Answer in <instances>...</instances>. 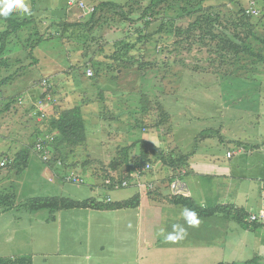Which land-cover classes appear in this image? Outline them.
<instances>
[{
  "label": "rangeland",
  "instance_id": "rangeland-1",
  "mask_svg": "<svg viewBox=\"0 0 264 264\" xmlns=\"http://www.w3.org/2000/svg\"><path fill=\"white\" fill-rule=\"evenodd\" d=\"M149 1L25 0L32 14L21 13L18 19L34 24L10 40L0 59V193H13L15 205L54 196L76 201L113 199L114 193L104 189V169L113 166L111 160L121 147L132 144L135 147L129 152L130 166L138 168L139 142L146 139L150 140L146 147V165L150 168L145 165L132 173L128 186L120 191L131 194L130 197L139 194L164 198L162 187L172 184V188L174 183H178V191L184 187L179 182L187 173L189 158L176 169L169 165L182 155H191L195 143H203L205 139L196 136L199 127H211L216 135L208 138V144L215 146L222 144L220 140L224 138L217 121H264V74L245 76L239 70L247 65L245 59L235 60L200 30L189 37L173 34L174 26L186 29L195 19L208 14L215 19L213 28L217 31L226 29L225 34H241V28L234 29V21L239 9H247L245 0H171L157 15L140 20ZM103 2L123 6L133 20L123 22L112 12H104L88 23L94 8ZM253 3L257 15H246L264 37V0ZM63 23L80 27L71 28L62 36L57 25ZM3 27L0 20V29ZM35 31L43 40L30 56L27 40L30 35L33 39ZM141 36L146 38L137 43ZM80 104L87 105L84 115L88 125L91 121H114L109 129L113 139L107 142L113 154L108 158L111 151L101 150L108 165L91 160L100 151L98 145L90 144L88 137L76 151L91 162L73 168L74 175L62 176L66 162L59 155L65 151L55 148L46 121ZM101 137L105 145L106 136ZM231 149L237 151L238 146L234 144ZM21 151L29 153L27 168L23 170L19 161L13 162ZM260 162L261 159L254 161V166ZM76 176L84 184H75ZM58 177L56 181L51 179ZM9 211L24 217L43 214V219L50 222L47 211L6 212ZM13 225L0 217V245L8 244L5 236L12 233L9 230ZM127 230L131 232L130 225ZM131 240L127 246L133 249ZM134 254L137 258L138 252Z\"/></svg>",
  "mask_w": 264,
  "mask_h": 264
},
{
  "label": "crops",
  "instance_id": "crops-1",
  "mask_svg": "<svg viewBox=\"0 0 264 264\" xmlns=\"http://www.w3.org/2000/svg\"><path fill=\"white\" fill-rule=\"evenodd\" d=\"M245 2L246 10L255 8L253 0L249 4L248 0ZM79 107L84 115L87 105L80 104ZM84 120L88 125L85 115ZM215 124L224 134L222 144H208L211 138L196 144L194 138L187 173L179 182L184 185L181 191H178V183L172 188V184H168L161 190L164 198L140 195L136 209L59 211L51 222H46L43 214L24 217L11 214V211L2 213L0 217L14 225L9 230L12 233L5 236L8 244L0 245V258L25 255V258L30 257L32 264H119L120 260V264H264V220L258 221L260 228L252 229L232 218L217 215L199 218V226L192 228L182 217L184 209L165 200L181 194L205 208L231 205L242 209L247 220L250 215L264 213V121H217ZM90 125L86 129V141L89 137L90 144L98 145L100 151L91 160L108 165L101 150L104 153L111 151L108 158L112 157L113 149L107 142L113 139L109 129L114 126V121H91ZM199 128L196 136L211 129L210 126L205 129V125ZM102 134L106 136L105 145L101 141ZM234 144L238 146L237 151L231 149ZM77 149L68 155L67 170H62V176L75 174L73 168L91 162L89 157L83 159L85 155L77 153ZM259 159L261 162L254 166L253 162ZM51 179L56 181L59 177ZM104 189L114 193L113 199L107 198L109 202H121L131 195L121 192L122 188ZM173 225L185 229L184 238L176 243L165 239L173 232ZM109 229L111 234H108ZM161 229L163 234H159ZM130 239L133 249L127 246Z\"/></svg>",
  "mask_w": 264,
  "mask_h": 264
},
{
  "label": "trees",
  "instance_id": "trees-1",
  "mask_svg": "<svg viewBox=\"0 0 264 264\" xmlns=\"http://www.w3.org/2000/svg\"><path fill=\"white\" fill-rule=\"evenodd\" d=\"M33 1V0H31ZM171 0H150L149 4L144 8L141 13L140 20H146L149 15H157L158 11L166 6ZM203 1V0H201ZM243 7V5H241ZM123 6L113 3V2H103L94 8L88 18V23L95 21L97 14H103L104 12H112L123 22H131L133 19L128 16V13L124 11ZM245 9V8H244ZM129 12V11H128ZM130 14H133L129 12ZM21 13H13L10 18H2L0 20L4 23V27L0 29V59L6 54L9 43L12 38H16L19 33L23 32L29 26H32V22L29 21H19L18 16ZM234 21V29L241 28L243 30V35L238 34H225L226 29L222 31H217L214 27L213 22L215 19L211 14L202 15L201 17L195 19L186 29H181L174 26V32L176 36L180 37L186 35L189 37L196 30H200L204 33V36L209 38L210 41H217L222 50L229 52L235 60L245 59L246 66H240L239 70L243 74H264V37L258 34L254 28V24L251 17L246 15V9H239L236 14ZM98 19H96L97 21ZM92 22V23H93ZM87 23V24H88ZM149 22L147 21L146 24ZM209 26L208 29L205 27ZM61 29L62 36L65 35L67 30L71 28L80 27L79 24L63 23L57 25ZM162 30V26L159 27L158 33ZM33 39L30 37L27 40L29 45L28 54L32 56L33 51L42 42V36L37 33L33 34ZM146 36H141L137 39V43L142 42ZM131 47H127L126 50H130ZM240 58V59H239ZM251 70V71H250ZM250 71V73H247ZM246 76V75H245ZM46 128L51 134H55L53 139H55V148H64L65 154L59 155L62 161L65 163L68 160V155L74 153L77 147L83 145L86 141V125L83 117L82 108L79 106H74L65 110L60 111L57 116L52 117L50 121H46ZM216 135L211 129L203 131L199 134V137L204 140ZM222 141V139L220 140ZM140 152H139V162L138 168L130 166L129 152L135 147V144L130 146L121 147L119 149V154L115 155L111 163L113 166L104 169L106 171V176L103 178L104 187L108 189H113L114 184H120L122 182H127L129 176L132 173H136L137 170L144 168L149 160V152L146 150L149 144L145 140L140 142ZM21 155H16L14 161H19L21 164V169L27 168V162L29 153L27 151H21ZM189 155H182L177 159L170 162L169 167L176 169L179 164L186 163L188 161ZM117 159V161L115 160ZM163 160V159H162ZM3 164L2 166H4ZM65 167V164H64ZM133 170V172H132ZM110 171V172H109ZM126 176H123V173ZM110 181V185H106V181ZM15 195L13 193H0V213L6 212L8 210H23L28 213H36L40 211H47L49 213V221H54L55 214L59 211L67 210H91V211H118L127 209H136L139 204L141 197L139 194L130 197L127 200L121 202H109L107 199L98 201L95 198H89L82 201H76L66 197H40L32 198L23 204L15 205ZM166 202L170 205L188 208L197 213L198 218H211L217 215H221L224 218H232L235 221L249 226L252 229H258L261 226L258 222L250 223L246 219L247 214L239 208L231 205H218L215 207H201L198 206L191 197H187L181 194H175L167 197ZM0 264H32L29 258H0Z\"/></svg>",
  "mask_w": 264,
  "mask_h": 264
},
{
  "label": "clouds",
  "instance_id": "clouds-1",
  "mask_svg": "<svg viewBox=\"0 0 264 264\" xmlns=\"http://www.w3.org/2000/svg\"><path fill=\"white\" fill-rule=\"evenodd\" d=\"M23 13L31 15L30 6L25 0H0V17L10 18L14 13ZM182 217L189 227L195 228L200 224V219L195 211L188 208H184ZM178 229V231H177ZM159 234H163V229L160 230ZM185 235V229L179 225H173V232L168 233L165 237L166 241L176 243L182 240Z\"/></svg>",
  "mask_w": 264,
  "mask_h": 264
},
{
  "label": "built area",
  "instance_id": "built-area-1",
  "mask_svg": "<svg viewBox=\"0 0 264 264\" xmlns=\"http://www.w3.org/2000/svg\"><path fill=\"white\" fill-rule=\"evenodd\" d=\"M246 14H251V15H257V12L253 9H250V10H246ZM92 74L89 72L88 73V76H91ZM50 140L52 138H49ZM38 148H40V146L38 145ZM3 165V164H2ZM1 165V166H2ZM150 168V165H146V169H149ZM70 180V178L68 177V181ZM74 182H76L75 184H81L82 183V180L78 177H74L73 179ZM111 182L108 180L106 181V185H110ZM127 186V182H122L120 184H114V188H125ZM260 220H264V213L261 212L259 215H250V217H248V222L250 223H253V222H258Z\"/></svg>",
  "mask_w": 264,
  "mask_h": 264
},
{
  "label": "water",
  "instance_id": "water-1",
  "mask_svg": "<svg viewBox=\"0 0 264 264\" xmlns=\"http://www.w3.org/2000/svg\"><path fill=\"white\" fill-rule=\"evenodd\" d=\"M133 172V171H132Z\"/></svg>",
  "mask_w": 264,
  "mask_h": 264
}]
</instances>
